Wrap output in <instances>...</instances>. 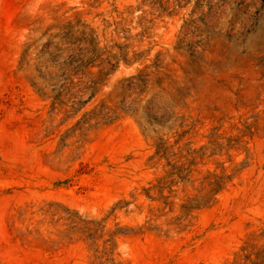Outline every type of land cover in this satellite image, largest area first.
Listing matches in <instances>:
<instances>
[{
  "label": "rangeland",
  "instance_id": "1",
  "mask_svg": "<svg viewBox=\"0 0 264 264\" xmlns=\"http://www.w3.org/2000/svg\"><path fill=\"white\" fill-rule=\"evenodd\" d=\"M0 264H264V0H0Z\"/></svg>",
  "mask_w": 264,
  "mask_h": 264
}]
</instances>
